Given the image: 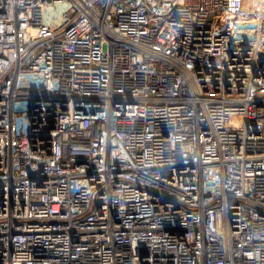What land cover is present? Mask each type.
Returning a JSON list of instances; mask_svg holds the SVG:
<instances>
[{
  "label": "built area",
  "instance_id": "obj_1",
  "mask_svg": "<svg viewBox=\"0 0 264 264\" xmlns=\"http://www.w3.org/2000/svg\"><path fill=\"white\" fill-rule=\"evenodd\" d=\"M0 264H264V0H0Z\"/></svg>",
  "mask_w": 264,
  "mask_h": 264
}]
</instances>
